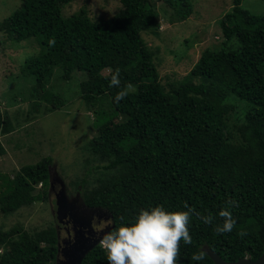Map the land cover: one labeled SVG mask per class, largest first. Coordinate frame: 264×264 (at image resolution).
I'll return each mask as SVG.
<instances>
[{"label": "trees", "instance_id": "16d2710c", "mask_svg": "<svg viewBox=\"0 0 264 264\" xmlns=\"http://www.w3.org/2000/svg\"><path fill=\"white\" fill-rule=\"evenodd\" d=\"M74 1L21 0L0 21L1 44L27 41L26 46L33 47L21 57L20 73L35 80L30 91L34 110L44 103L46 113L67 106V99L50 86L57 68L61 70L57 76L64 80L75 71L81 73L80 93L75 95L96 115L98 133L82 147L83 173H75L73 191L81 193L87 206L108 210L111 228L134 219L150 205L177 210L187 204L194 210L189 224L192 242L181 241L180 264H215L205 247L227 261L261 257L264 14L250 12L242 6L243 0H232L221 20L224 40L207 47L183 77L164 83L156 51L144 32L160 33L158 2L185 21L194 12L191 0H119L114 15L97 18L86 7L65 14ZM116 68L120 87L132 85L119 103L114 97L120 89L109 85ZM15 129L0 108V156L7 152L1 136ZM52 162L53 157L47 156L23 165L14 177L0 172L3 264L57 260L59 237L54 224L27 229L21 222L7 227L2 220L48 198ZM38 184L42 188L36 191ZM225 207L236 224L231 232L217 233L215 225L222 223L218 212ZM197 213L211 215L212 222L204 223ZM194 254H202L203 259L192 261ZM82 264H108L101 243Z\"/></svg>", "mask_w": 264, "mask_h": 264}, {"label": "rangeland", "instance_id": "374dc122", "mask_svg": "<svg viewBox=\"0 0 264 264\" xmlns=\"http://www.w3.org/2000/svg\"><path fill=\"white\" fill-rule=\"evenodd\" d=\"M191 1L194 3V12L185 21H179L169 6L158 2L160 33L154 35L144 32L147 43L156 51L164 83L183 77L207 47L217 46L224 40L221 20L232 8V0ZM20 3L21 0H0V21L12 14ZM120 6L119 0H75L66 7L65 14L70 15L86 7L93 18L107 17L114 15ZM242 6L252 13L264 14V0H243ZM27 43H0V108L16 126L13 132L1 136L7 152L0 156V172L14 177L23 165L35 164L52 156L53 162L48 167L50 185L58 179L55 183L59 191L63 180L68 194L74 196L77 190L73 191L71 182L76 172L83 173L82 147L98 133L94 124L96 115L86 110L81 98L75 95L76 92L80 93L83 80L81 73L75 71L70 80H64L57 76L61 71L59 68L50 86L67 99V106L46 113L47 106L44 103L39 110H34L35 99L31 97L30 91L35 80L20 73L21 57L25 50L33 48L26 46ZM234 45L238 46V41L235 40ZM29 116L32 117L28 119ZM40 188L42 186L38 184L36 191ZM49 192L47 199L36 201L13 215L3 217L6 226L21 222L27 229L46 228L51 224L57 227L55 192ZM97 212L93 221L102 232H107L111 226L110 212L103 208ZM60 233L64 237V231Z\"/></svg>", "mask_w": 264, "mask_h": 264}, {"label": "clouds", "instance_id": "9594fccd", "mask_svg": "<svg viewBox=\"0 0 264 264\" xmlns=\"http://www.w3.org/2000/svg\"><path fill=\"white\" fill-rule=\"evenodd\" d=\"M109 85L120 89L114 97L117 103L124 99L132 88L131 84L120 87L119 68L112 72ZM193 212L187 204L183 209L177 210H169L163 204L141 208L134 219L122 221L101 235L100 243L106 251L108 264H180L178 253L181 241L185 245L192 242L189 224ZM218 215L222 218V223L215 225V231L231 232L236 224L231 210L222 208ZM197 217L206 224L213 220L211 215L201 216L197 213ZM238 234L244 235L242 231ZM202 259V254H194L191 257V260L196 262Z\"/></svg>", "mask_w": 264, "mask_h": 264}, {"label": "water", "instance_id": "95a60500", "mask_svg": "<svg viewBox=\"0 0 264 264\" xmlns=\"http://www.w3.org/2000/svg\"><path fill=\"white\" fill-rule=\"evenodd\" d=\"M56 205L59 222H64L65 218L72 219L74 235L72 242H60L55 264H82L86 255L100 243L101 235L105 233L101 231L97 237L90 236L93 232V218L98 215L100 208L87 206L79 191L74 196L69 195L63 180L60 190L56 193ZM205 250L215 264H264V254L256 260L245 257L237 261H227L208 247H205ZM0 264H3L1 260Z\"/></svg>", "mask_w": 264, "mask_h": 264}, {"label": "flooded vegetation", "instance_id": "af4514ba", "mask_svg": "<svg viewBox=\"0 0 264 264\" xmlns=\"http://www.w3.org/2000/svg\"><path fill=\"white\" fill-rule=\"evenodd\" d=\"M57 180L58 179H55L54 184L50 185V190H49V191H54L55 192V199H56V193L58 192L57 191L58 184L55 183ZM49 194H50V192H49ZM69 195H72V194H69ZM56 215H57V212H56ZM95 217H96V215L94 216V218ZM94 218H93V220H94ZM64 220H65L64 222H59L58 225H57V227L59 229V233H58V237H59V242L58 243H59V245H60V242L61 241L63 242L64 240H66L67 242H72L73 241V235H74V224H73V221H72V219H69V218H65ZM94 221H92V223H93V232H92V234H90V236L97 237V236L100 235L101 229L97 226V224ZM60 231H64V233H65L64 237L60 233ZM87 235H89V234L87 233Z\"/></svg>", "mask_w": 264, "mask_h": 264}]
</instances>
